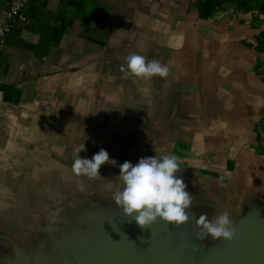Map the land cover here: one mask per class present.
Segmentation results:
<instances>
[{"label":"crops","instance_id":"crops-1","mask_svg":"<svg viewBox=\"0 0 264 264\" xmlns=\"http://www.w3.org/2000/svg\"><path fill=\"white\" fill-rule=\"evenodd\" d=\"M22 1L0 45V264H59L85 222L123 216L118 166L73 172L84 142L118 164L175 154L197 219L264 217V0ZM132 53L169 74L126 75Z\"/></svg>","mask_w":264,"mask_h":264},{"label":"water","instance_id":"water-1","mask_svg":"<svg viewBox=\"0 0 264 264\" xmlns=\"http://www.w3.org/2000/svg\"><path fill=\"white\" fill-rule=\"evenodd\" d=\"M188 215L179 228L158 220L142 230L124 215L85 222L59 248V264H264V217L256 210L234 224L231 241L215 243L196 239L197 217Z\"/></svg>","mask_w":264,"mask_h":264},{"label":"clouds","instance_id":"clouds-1","mask_svg":"<svg viewBox=\"0 0 264 264\" xmlns=\"http://www.w3.org/2000/svg\"><path fill=\"white\" fill-rule=\"evenodd\" d=\"M121 71L138 78H164L169 74V67L158 60L148 61L145 56L132 53L121 65ZM85 150V142L74 150L73 172L89 179H100L102 165L118 166L123 187L115 191L111 199L130 222L135 221L142 230L150 228L158 220L177 228L188 222V212L194 207L193 194L187 190L188 185L182 175H176L181 169L175 154L146 156L135 164L130 161L118 164L103 148L90 159L81 157L80 153ZM196 227L199 229L198 241L205 238L231 241L234 236V221L228 211L216 213L211 220L206 213L201 214Z\"/></svg>","mask_w":264,"mask_h":264},{"label":"built area","instance_id":"built-area-1","mask_svg":"<svg viewBox=\"0 0 264 264\" xmlns=\"http://www.w3.org/2000/svg\"><path fill=\"white\" fill-rule=\"evenodd\" d=\"M27 8L28 5L22 0H10L5 21L0 22V45L5 41L16 23L27 21Z\"/></svg>","mask_w":264,"mask_h":264}]
</instances>
